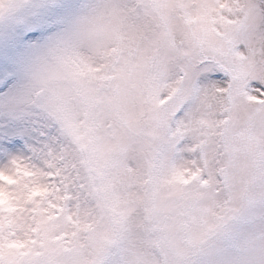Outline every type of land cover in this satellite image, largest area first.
I'll list each match as a JSON object with an SVG mask.
<instances>
[{"label":"rangeland","instance_id":"obj_1","mask_svg":"<svg viewBox=\"0 0 264 264\" xmlns=\"http://www.w3.org/2000/svg\"><path fill=\"white\" fill-rule=\"evenodd\" d=\"M0 264H264V0H0Z\"/></svg>","mask_w":264,"mask_h":264}]
</instances>
